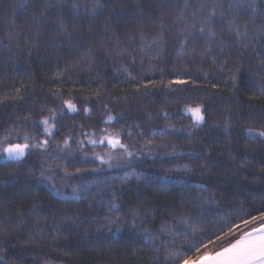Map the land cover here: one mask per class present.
Listing matches in <instances>:
<instances>
[{"label": "trees", "instance_id": "obj_1", "mask_svg": "<svg viewBox=\"0 0 264 264\" xmlns=\"http://www.w3.org/2000/svg\"><path fill=\"white\" fill-rule=\"evenodd\" d=\"M172 2L182 7L185 0ZM188 2L194 10L201 0ZM218 2L229 18L252 19L249 28L264 23V0ZM238 2L245 5L239 12ZM21 3H26L27 13L17 8ZM44 4L0 3V98H6L0 104V139L11 133L13 142L22 143L26 135L33 144L48 141L46 148L29 150L19 163L0 161V220L8 216L15 221L20 214L25 220L6 239L0 236V264H131L132 259L155 264L153 248L158 249L159 264H171L164 259V248H180L191 235L189 224L197 226V241H215L210 251L247 230L243 221L264 211V138L256 135L264 131V95L252 83L259 81L251 70L255 53L249 61L248 52L217 27L228 51L225 63L214 60L212 44L189 42L184 52L186 83L170 87L173 51L183 39L171 27L175 8L163 11L167 43L153 62L156 73L145 76L138 55L140 32L146 39L159 30L154 15L160 11L159 0L110 2L95 20L82 18L73 45L62 47L52 43V26L45 25L39 36L32 26L33 16L39 15L37 5ZM149 8L152 23H127L136 18L134 10ZM55 11L49 12L50 18ZM63 11L72 19L67 8ZM105 27L111 30L105 33ZM55 40L61 43L59 37ZM87 47L93 54H85ZM206 47L207 54H192L193 48L204 53ZM119 64L129 68L127 77L115 76ZM15 89L20 92L14 96ZM68 100L76 111L67 108ZM196 106L205 117L199 127L186 111ZM44 119L51 135L38 123ZM117 136L131 155L108 144L106 137ZM132 170L140 178H126ZM41 171L44 177L37 184ZM12 174L17 177L14 184L8 183ZM108 190L113 200L97 203L95 197ZM34 199L39 201V217L28 215ZM106 216L122 218L121 231L98 236L95 229ZM142 228L155 236L154 244L138 235ZM229 228L233 235L217 240Z\"/></svg>", "mask_w": 264, "mask_h": 264}, {"label": "snow or ice", "instance_id": "obj_2", "mask_svg": "<svg viewBox=\"0 0 264 264\" xmlns=\"http://www.w3.org/2000/svg\"><path fill=\"white\" fill-rule=\"evenodd\" d=\"M4 0H0V3H3ZM118 3V0H55V4L48 3L45 0L44 5H37L39 10L38 16H33L32 26L35 28L37 36L41 35L44 31L47 30L45 25L52 26V31L54 33V38L52 43L54 46L62 47L63 43H67L69 46L73 45L74 37L79 31V21L82 18H87L89 20H95L103 10L108 6L109 3ZM141 9L143 6H140ZM233 5L229 3L228 10H232ZM245 5L243 3L237 4V11L243 9ZM248 7H252L251 4ZM17 8L27 13L26 3H21L17 6ZM67 8L71 14L72 19H68L64 14V9ZM173 8H175V14L172 19V28L179 29V36H182L183 39L180 43V48L183 50L187 47L189 42L195 44L198 39H203L205 45L210 46L215 43L217 40V32L216 28L219 27L222 31H228L231 36L234 38L232 40L233 45H239L241 48L248 52L249 61L253 59L252 53H255V67L251 70L255 76L259 77V81H253L254 87H256L261 95H264V23H262L258 28H249V24L253 22L252 19L248 21H241L239 16H232L229 18L226 13L224 6L218 2V0H211V3H207L206 0H201L198 7L192 10V5L185 0L184 5L182 7L175 6L172 0H159V9L160 11L156 12L154 15L156 17V21L158 22V31L153 33L152 40L145 44L144 47L147 49L161 48V46L167 43L165 38V27H164V18L163 11L166 10L168 12H172ZM55 11L54 17H49V12L52 10ZM83 9V12H82ZM136 12V18L127 21L128 24H132L134 26L143 27L144 24L152 23V16L149 13L152 12L151 8L148 9L147 12L143 10H134ZM252 11L255 13L257 9L252 7ZM205 12L207 13L205 15ZM109 21L111 20V14L109 15ZM254 19V18H253ZM69 24L71 25V31H69ZM243 25V26H241ZM111 29L109 27H105L104 31L107 33ZM168 34H171V28L168 30ZM11 35V34H10ZM22 35V34H21ZM55 37H59L61 43L57 45ZM141 40H144L143 32H140ZM26 39L22 35V40ZM86 39V38H85ZM223 43V41H221ZM18 48L21 47V43L16 45ZM38 46V45H37ZM257 47L259 50L257 51ZM29 51L30 49H26ZM210 51V47H206L204 53H197L196 49H192V54H207ZM221 51L223 49L221 48ZM85 54H93L92 47H87L85 49ZM179 55V53H178ZM243 65L241 64V67ZM74 69H67V71H71ZM239 71V68L237 69ZM177 83H184V81H176ZM20 89L14 90V96L16 93H19ZM22 98V97H19ZM6 102V98H0V104H4ZM67 108L70 111H76V105L71 102V100L64 102ZM85 112H88L89 109L85 108ZM187 112L191 113L192 119L195 122L194 126L199 127L200 124L204 121L205 117L202 114L201 107H191L186 109ZM54 118V117H52ZM29 117H25L27 121ZM112 119V117H109ZM38 123H43L45 125L44 131L51 135L49 132L48 124L49 120L44 119L42 121H38ZM228 129V125H225V130ZM249 134H252L253 130H247ZM256 135L261 138H264V131H259ZM255 138V137H253ZM30 136H24L23 142H13L11 139V133L9 136H5L3 139H0V161L4 162H21L26 154L31 149L36 148H46L48 145V141L44 140L42 143H31ZM107 142L113 148L120 147L124 148L125 152L128 155H131L128 152L125 145L121 144L118 136L117 137H106ZM97 141H93L96 143ZM103 143L104 141H99ZM67 144V141H65ZM99 158V157H98ZM102 163H108V161H103ZM109 166H111L109 164ZM244 165L241 164V167ZM232 167H235L233 165ZM239 171V169H236ZM44 177V172L41 171V178L36 180L37 184L42 182V178ZM264 179V177H260ZM16 175H10L8 179V183L14 184L16 182ZM53 188L55 186L53 185ZM208 189H203V192H207ZM76 189H73V193L75 194ZM59 194V193H57ZM76 199H79L76 196ZM207 199H213V197L209 196ZM113 207H116L113 205ZM28 215L39 217L40 215V207L38 199H34L33 207L29 210ZM65 222L67 221V217L62 218ZM104 223L100 224L95 229L96 235H101L105 231L108 233L112 232H120L121 227L120 223L122 218L120 217H105ZM25 220L23 218V214L18 215L15 221H12L8 216H5L4 219L0 220V236L3 238H7L9 234L18 226H23ZM38 223V222H37ZM73 223H78L77 221H73ZM244 226L247 230L240 231V234L234 239H230L227 245L221 244L218 248L214 250H209V244H215L210 237L208 238V244L203 242V239L197 241L195 239L197 233V226L195 223L187 225L189 229H191V235L187 240H185L184 244L181 245L180 248H164L165 256L164 259L166 261H170L171 264H264V211L260 213V215L252 217L251 220H244ZM4 225H8L7 228H4ZM112 225H116L114 228ZM133 227H135V213H133ZM236 229H240V225H236ZM161 231H166V229H161ZM179 235V233H176ZM143 240L150 241L151 243H155V236H153L147 229H141L140 233H138ZM185 235H188L185 233ZM233 235V229L229 228L228 232L223 236H217V240H224L225 238ZM32 239V236H29V240ZM201 248L203 250H201ZM188 251H194L193 255H187ZM158 249H152V255L155 257V264H159L160 256L157 255ZM123 256L124 253H121ZM137 255L135 249L132 250V256L135 257ZM123 264V261L120 262ZM131 264H138L137 260L132 259Z\"/></svg>", "mask_w": 264, "mask_h": 264}, {"label": "rangeland", "instance_id": "obj_3", "mask_svg": "<svg viewBox=\"0 0 264 264\" xmlns=\"http://www.w3.org/2000/svg\"><path fill=\"white\" fill-rule=\"evenodd\" d=\"M207 13L205 12V15ZM177 35L179 33V29L177 30ZM153 38V35L149 36L148 38L144 39L141 43V47L139 49V62L142 66H144L143 69V73L145 76H150V75H154L156 73V67L153 64V62H155L157 59L161 58L163 49L165 44H163L161 46L162 50L160 48H153V49H147L144 47L145 44L149 43ZM180 43L174 48V59H173V64H174V70H173V74L172 77L168 80V85L170 87H179V86H183L184 83H186V75L184 74V56H185V49H181L180 48ZM213 46V51L215 52L214 54V60L217 62H220L221 64H224L226 58H227V54L228 51H226L225 47L222 45L221 40H219L218 36H217V40L215 43L212 44ZM221 48L223 49V51H221ZM179 53V55H178ZM128 71L129 68L126 67V65L124 64H119V66H117L116 71H115V76L117 78H123V77H127L128 76ZM176 81H184V83H177ZM126 178H133V177H137L140 178V175L138 172L132 170L128 173L125 174ZM113 192L111 190H108L107 192L103 193V194H99V196L97 195L95 198L98 199L97 203H100L101 205H105L106 203H108L110 200H113ZM44 264H56V263H44Z\"/></svg>", "mask_w": 264, "mask_h": 264}, {"label": "water", "instance_id": "obj_4", "mask_svg": "<svg viewBox=\"0 0 264 264\" xmlns=\"http://www.w3.org/2000/svg\"><path fill=\"white\" fill-rule=\"evenodd\" d=\"M111 146V145H110Z\"/></svg>", "mask_w": 264, "mask_h": 264}]
</instances>
